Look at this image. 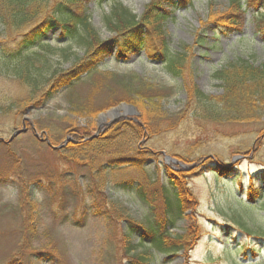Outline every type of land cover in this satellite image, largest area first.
<instances>
[{"label": "rangeland", "instance_id": "374dc122", "mask_svg": "<svg viewBox=\"0 0 264 264\" xmlns=\"http://www.w3.org/2000/svg\"><path fill=\"white\" fill-rule=\"evenodd\" d=\"M82 1L104 41L115 37L105 23L114 5L122 4L140 17L152 0ZM229 1L166 0L161 8L170 16L163 23L164 35L153 36L146 50L118 59L115 49L94 71L34 106L19 105L28 97L26 87L0 75V139L8 142L23 126L28 130L9 145L0 142V264H138L135 257L145 253L150 264H264V118L211 121L193 111L195 103L187 107L194 89L212 98L223 94L214 77L221 68L240 60L264 66V26L257 20L264 4L242 0L243 30L238 33L212 22L232 11ZM12 34L0 26V44L8 45ZM46 38L54 47L49 67L56 74L69 71L84 55L82 45L61 40L59 28ZM164 44L169 56H184L181 75L170 74L166 59L157 56ZM134 75L163 97L161 108L173 117L155 120L156 135L144 133L127 146L161 154L147 161L145 170L116 166L115 171L99 174L114 156L94 149L87 157L92 159V168L85 166L88 171L35 137L32 128L58 147L79 130L88 135L86 141L114 123H140L142 113L123 102L135 94L130 80ZM122 104L136 108L138 115L121 113L117 122L108 126L111 119H107L100 126V116ZM201 158L200 164L193 163ZM214 161L223 167L219 173ZM156 166L189 172L187 187L197 201L196 209L188 213L190 218L175 221L169 244L182 235L189 244L179 243L181 252L165 253L151 245H139L133 252L141 233L131 236L132 246L124 239L130 229L128 217L138 223L150 218L148 207L137 198V182H149L151 175L167 183L165 170ZM125 181L135 185L126 189L117 184ZM247 249H254L255 255L246 254Z\"/></svg>", "mask_w": 264, "mask_h": 264}, {"label": "trees", "instance_id": "16d2710c", "mask_svg": "<svg viewBox=\"0 0 264 264\" xmlns=\"http://www.w3.org/2000/svg\"><path fill=\"white\" fill-rule=\"evenodd\" d=\"M165 1L152 0L140 17L122 4L114 5L110 15L105 17V23L109 32L115 37L103 41L92 26L91 15L82 0H0V26L7 34L13 33L8 35V45L0 44V75L11 77L21 86L26 87L28 97L19 102V105L34 106L41 98L49 99L56 91L72 86L82 74L94 71L105 57L112 55L115 49L118 59H127L130 55L146 50L153 36L164 35L163 23L170 16L161 8ZM241 3L242 0H230L232 11L215 17L212 22L220 29L242 33L241 19L244 12ZM258 3L262 6L264 0H258ZM257 20L262 22L261 27L264 26V12ZM57 28L60 29L62 41H74L82 45L85 50L83 57L75 59V66L61 74H56L49 67L54 47L46 38L49 31ZM160 55L166 59V69L170 74L174 76L182 74L183 55L172 54L170 57L165 44L157 56ZM214 77L222 84L223 94L220 97H208L194 89L188 100L187 107L195 103L197 107L193 111L199 117L227 122H248L264 118V66H256L250 60H240L216 71ZM130 80L135 94L129 99H123V102L132 104L142 113L140 123L117 122L99 137L86 141L84 140L88 135L83 136L81 133L83 130L73 133L72 141L61 151L67 154L69 162L88 170L89 168L85 166L92 168L89 153L94 149L106 151L107 156L114 157L102 165L99 169L101 174L103 171H115L116 166L143 171L147 161L157 160L156 157L161 156L159 152L150 150L142 151L138 148L134 151L127 150V146L132 147L144 133L157 134L158 130L152 127L155 120L161 122L173 118L162 110L160 99L163 97L155 92L151 85L138 75L130 77ZM115 103L111 106L116 105ZM184 115L185 112L180 118ZM126 152H129V155H125ZM172 155L183 163H191L190 159L181 154L172 153ZM203 160L201 158L193 163L200 164ZM214 168L219 173V167ZM157 169L165 170L167 183L160 182L150 175L149 182H137L135 186L137 198L148 207L150 218L138 223L128 217L130 229L124 234L127 244L132 246L133 234L141 233L142 236L141 241L131 249L133 252L139 245L141 247L151 245L162 252L174 253L183 250V245L179 243L189 244V240L184 242V237L181 235L175 236L173 245H169L173 239L171 227L174 226L175 221L190 218L188 213L196 209L197 201L187 187L189 172H179L168 166ZM117 184L126 186V189L135 185L134 182L127 181ZM103 200L105 201L106 198ZM251 200L254 201V198ZM106 204V209H110L108 203ZM105 213L109 216L110 211L105 210ZM240 226L246 229V226ZM250 252L255 255L254 249L246 250V254ZM135 258L138 264L151 263L147 253Z\"/></svg>", "mask_w": 264, "mask_h": 264}, {"label": "water", "instance_id": "95a60500", "mask_svg": "<svg viewBox=\"0 0 264 264\" xmlns=\"http://www.w3.org/2000/svg\"><path fill=\"white\" fill-rule=\"evenodd\" d=\"M111 112H115V114H116V116H114V117H111L110 119H111V121H110V123H108L107 125L108 126H110V124H112V123H114V122H117L118 121V118H120L121 116H122V114L125 116V115H128V114H134V115H138V112H137V110H136V108H134V107H132V106H129V105H124V104H122V105H120L119 107H117V108H114V109H112V111ZM111 112H108L107 114H110ZM122 113V114H121ZM104 118V115H102V116H100V126H103V125H106L105 123H106V121H105V119H103ZM103 119V120H102ZM33 130V132H34V134H35V137L37 138V139H39L41 142H43V143H46L50 148H52L53 150H57V151H59V150H61L64 146H66V144L69 142V141H71V138L70 137H68L65 141H64V143H62L60 146H58V147H55V146H53L52 144H51V142H50V140L48 139V137L46 136L45 138H43V137H40L38 134H37V131L33 128L32 129ZM28 130L25 128V126H24V128L22 129V130H17V131H15L14 132V134L12 135V137L9 139V141L8 142H5L3 139H0V142H3V143H5L6 145H9L11 142H13V140L17 137V136H19V135H21V134H24V133H26ZM41 136H43V134L41 135ZM96 137V136H95ZM176 163V162H175Z\"/></svg>", "mask_w": 264, "mask_h": 264}, {"label": "bare ground", "instance_id": "6f19581e", "mask_svg": "<svg viewBox=\"0 0 264 264\" xmlns=\"http://www.w3.org/2000/svg\"><path fill=\"white\" fill-rule=\"evenodd\" d=\"M114 116H116L115 112H111L110 114H106L103 119H105V121H107L108 118L110 119L111 117H114Z\"/></svg>", "mask_w": 264, "mask_h": 264}]
</instances>
